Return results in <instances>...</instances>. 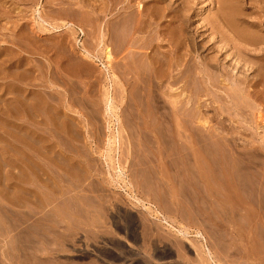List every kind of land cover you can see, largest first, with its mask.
Returning <instances> with one entry per match:
<instances>
[{"label": "rangeland", "instance_id": "rangeland-1", "mask_svg": "<svg viewBox=\"0 0 264 264\" xmlns=\"http://www.w3.org/2000/svg\"><path fill=\"white\" fill-rule=\"evenodd\" d=\"M72 1L65 2L85 6L90 12L101 10L90 14L98 20L96 26L102 25L90 22L81 26L85 36L51 30L47 23L59 20L54 11L59 7L49 3L53 0H0V264H212L207 261L205 245L221 264H256L264 251V88L254 86L255 74L246 73L252 82L243 93L228 92L232 100L225 92L229 91L225 87L228 82L222 85L223 90L211 92L199 80L202 84H194L196 92L184 82L175 86L164 78L166 84L158 87L144 78L136 91L126 86L124 68L118 64L127 54L132 57L128 33L132 34L129 30L138 18V14L134 18L138 5L149 8V0H133L135 13L130 12L134 15L129 19L133 21L130 29L124 30L127 35L117 33L118 40L111 43L115 65L110 72L103 63L105 45L99 37L102 6L108 0ZM113 1L119 8L124 6L120 5L124 0ZM171 1L177 6L186 3L185 9L191 10L188 15L193 18L189 17L186 33L195 38L198 29H208L203 20H212L218 8L216 0ZM245 7L241 10L251 21L263 23V27L252 28L261 36L260 43L248 44L250 50L262 54L254 51L246 55L258 67V55L264 54V12ZM167 23L171 32L177 30L176 23ZM149 31V35L144 33L147 37L138 36L148 39ZM121 33L129 40L123 37V43ZM211 35L209 40H221V35ZM220 40L215 55L225 46ZM168 44L164 43V49L169 51L173 47ZM199 53L202 56V51ZM168 56L172 58V53ZM233 61L231 64H237ZM189 67L195 70L193 65ZM210 71L220 75L217 70ZM261 80L264 83V76ZM130 90L135 95L130 96ZM147 92L151 93L149 99ZM161 216L168 217L176 230ZM177 229L188 233L179 234ZM198 233L206 242L196 237Z\"/></svg>", "mask_w": 264, "mask_h": 264}, {"label": "bare ground", "instance_id": "bare-ground-1", "mask_svg": "<svg viewBox=\"0 0 264 264\" xmlns=\"http://www.w3.org/2000/svg\"><path fill=\"white\" fill-rule=\"evenodd\" d=\"M34 1V0H33ZM65 1H69V0H56L54 2L53 0V3L52 2H49L51 3L53 6L55 5V7H59L57 8L56 10H54L56 13H57V17L59 18V20L57 19L56 17V20H58L57 24H55L54 21H51L52 23H47L48 25H50V27L52 28L51 30H59L61 31V29L63 30H68V31H72V33L74 35H76L77 33H80L81 34H84L85 36V32H84V28L82 29L81 26H85L87 23L89 24L91 22V24L93 23V26L96 24V22L98 20L96 19H93L92 15H93V12L96 11L97 13H99V11L97 10H92L93 12H90L88 11L87 7L85 6H78L76 7V5L74 4H69V3H66ZM74 1V0H73ZM72 1V2H73ZM107 1V0H106ZM112 1V0H111ZM115 1V0H114ZM113 1V2H114ZM123 1V0H122ZM136 1V0H134ZM133 0H124L123 3L121 2L120 5H124V6H120V8L115 5L112 4V2H110V0L107 1V3L105 4L104 6V3H103V13L101 14H104L103 16V29H100L101 33H100V41L104 43L105 45V50H104V62L105 63L104 65L106 66V68L108 69V72H110V69H113V63H114V57L115 55H111L110 53H112V49H113V45H115V43L113 44V42L115 41L114 39H116L117 37L119 38V35L117 36V33L120 34V32H123L125 29L129 28V22L131 24V21H129L130 17H132L133 19V15L134 14H131L130 12L133 10V5H132V2H134ZM182 1V0H181ZM180 1V2H181ZM185 1V0H184ZM192 1V0H190ZM194 1V0H193ZM215 1V0H214ZM70 2V3H72ZM82 2V1H81ZM86 2V1H85ZM139 2V1H138ZM195 2V1H194ZM193 2V3H194ZM48 3V5H49ZM75 3V2H74ZM93 3V2H92ZM95 3V2H94ZM118 4L120 3L119 1L117 2ZM147 2L145 1V4ZM216 3H217V11L214 12V16H213V19H207V20H203V22L205 21V23H207L205 25L206 28H208L205 32L204 31H199V29L196 27L197 30V35H199L198 38H203L201 42L198 41V38L196 39L194 36L186 33L187 31V25L191 23H189L190 19L189 17H192L193 16H189L188 14L190 13V9L186 8L185 9V4H179V6L176 5V3H173L171 0H149L147 5L149 8L147 7H143L141 4L138 5L139 6V9H138V13H135L134 10L133 12L135 13V16L134 18H137L136 17V14H138V18L137 20L135 19L134 23H133V26H132V29H128L129 31L132 32V34L129 32L128 33V30H127V33L129 36V38H132L130 41V47L132 48L133 51H131L130 49V55L132 56L131 58L129 57V55L127 54V56H125V58L123 59V62L122 63H119L118 66H121L124 68V75L126 79V86L128 87H134L133 89L136 91L138 90V87H142V83H140V81H142V79L146 78L147 83H151L150 81L154 82L156 84V86L158 87H161L162 85H165L166 83L163 82V79L166 78V82L168 81V84H171V85H175L178 84L179 82H184V84H188L189 86H192L195 87L197 85V83L200 81L205 84V86H207L208 90H212L216 88V90H218L217 88H221L222 85L224 84V82H228V86L230 87V83H232V88L230 89L226 84L225 87H227L228 90H225V92H241L243 93V91L246 90V86L249 85L252 80H251V75H248L246 73L248 72H252L254 75V78L253 80L255 81L254 86L256 87H263L264 88V83L262 82L263 80H261L262 76L263 75V71H264V54L262 56L259 57L258 54H262L259 53V50H250L249 47H248V44H251V45H258L260 43V37L259 36V33L255 32L252 30L253 27H263V23H257V22H254V21H251L250 19V16L246 15L243 13L244 10H241L243 9V7H245L246 5V9H251L250 6H253L255 7L254 9L255 10H260V11H263L264 12V0H216ZM46 4V3H45ZM79 4V3H78ZM81 4V3H80ZM134 4V3H133ZM136 4V3H135ZM151 4H155L153 6H149ZM189 4V3H188ZM192 4V3H191ZM195 4V3H194ZM193 4V5H194ZM51 5V6H52ZM102 5V4H101ZM241 7V9H239V6ZM135 6V5H134ZM187 6V4H186ZM189 6V5H188ZM47 7V6H45ZM72 7H74L72 9ZM76 7V8H75ZM91 7V6H90ZM152 7V8H151ZM191 7V6H190ZM52 8V7H51ZM101 8V7H100ZM49 9V8H48ZM52 9H55V8H52ZM79 9V10H78ZM94 9V8H92ZM102 9V8H101ZM148 9V10H147ZM5 10V9H4ZM77 12H76V11ZM130 10V11H129ZM137 10V9H136ZM253 10V9H252ZM50 11V10H48ZM53 11V12H54ZM129 11V12H128ZM254 11V10H253ZM71 12V13H70ZM137 12V11H136ZM92 13V15L90 14ZM130 15H126V14H129ZM50 14V13H49ZM69 14L73 15V16H69ZM89 14L90 16L92 17H89ZM6 15V14H5ZM12 15V14H11ZM52 15V14H51ZM56 15V14H55ZM55 15H54V20H55ZM98 15V14H97ZM10 16V15H9ZM100 16V15H99ZM128 16V17H126ZM96 16L94 15V18ZM102 17V16H100ZM170 18V20H168ZM41 19V18H40ZM66 19V20H64ZM51 20V19H50ZM253 20V19H252ZM48 21V20H47ZM50 22V21H49ZM54 22V23H53ZM100 22V21H99ZM133 22V21H132ZM169 23V24H172L173 23L177 24V30H175L176 28H174V30L171 32L172 28L170 29L168 26L165 25V23ZM194 22V21H193ZM41 23V22H40ZM43 23V22H42ZM46 24V20L44 22ZM167 23V24H168ZM2 24V23H1ZM27 24V23H26ZM44 24V25H45ZM46 24V25H47ZM87 24V25H88ZM101 24V22H100ZM99 23L97 24L100 25ZM24 25V24H23ZM102 25V24H101ZM92 26V25H91ZM96 26V25H95ZM96 26V27H97ZM204 26V24H203ZM81 27V28H79ZM95 27V28H96ZM204 27V28H205ZM9 28V27H8ZM7 28V29H8ZM47 28V27H45ZM91 28V27H90ZM100 28V27H98ZM17 29V28H16ZM21 29V28H20ZM43 29V28H42ZM91 29H94L91 28ZM150 30H152V34L149 36L150 38H144V37H140L138 35H142L144 33H149L150 34ZM170 29V30H169ZM193 29V28H192ZM12 30V29H11ZM26 30V29H25ZM88 30V29H87ZM98 30V29H97ZM42 31V30H41ZM50 31V30H49ZM66 31V32H68ZM189 31V29H188ZM196 31V30H195ZM233 35H231V32ZM27 32V31H26ZM25 32V33H26ZM51 32V31H50ZM94 32V31H93ZM125 32V31H124ZM123 32V34H124ZM171 32V33H170ZM216 32V33H215ZM59 33V32H58ZM62 33V32H61ZM99 32H97L98 34ZM191 33V32H190ZM208 33H211L213 34V36L215 35V37L217 35H221V40L220 42H225V46H223L222 48H220V51H218L215 55V52H216V45L217 43L219 42V40H217L215 38L213 39H210V35L208 36V38L206 39L205 36H207L206 34ZM261 33V32H260ZM87 34V33H86ZM91 34H92V31H91ZM122 34V33H121ZM122 34V35H123ZM148 34V35H149ZM191 34H194V33H191ZM217 34V35H216ZM24 35V33H23ZM36 35V34H35ZM68 35V34H66ZM70 35V34H69ZM94 35V34H93ZM125 35L126 32H125ZM145 35V34H144ZM261 35V34H260ZM31 36V35H30ZM95 36V35H94ZM97 36V35H96ZM121 36V35H120ZM146 36V35H145ZM212 36V35H211ZM22 37V36H21ZM32 37V36H31ZM38 37V36H37ZM72 37V36H70ZM123 37H125V39L127 40L126 36H122L121 40L123 39ZM135 37V38H134ZM147 37V36H146ZM218 37V36H217ZM28 38V37H27ZM68 38V37H67ZM76 38V37H75ZM117 38V40H118ZM128 38V40H129ZM74 39V38H73ZM96 39V38H95ZM24 40V39H23ZM27 40V39H26ZM62 40V39H61ZM64 40H65V37H64ZM70 40V39H69ZM87 40V39H85ZM214 40V42H213ZM29 41V39H28ZM94 41V40H93ZM97 41V40H96ZM217 41V42H216ZM263 41V40H262ZM19 42H21L19 40ZM18 42V43H19ZM24 42V41H23ZM50 42V41H49ZM123 42V40H122ZM127 42V41H126ZM125 42V44H126ZM26 43V41H25ZM111 43L113 44L112 45V48H111ZM120 43V42H119ZM124 43V42H123ZM164 43L168 44L171 46V48L173 47V49H170L169 51L168 50H165L164 47ZM70 44V43H69ZM84 44V43H83ZM82 44V45H83ZM99 44V42H98ZM41 45V44H40ZM59 45V44H58ZM75 45V44H74ZM92 45V44H91ZM117 45V44H116ZM122 45V44H120ZM27 46V45H26ZM54 46V44H53ZM52 46V47H53ZM56 46V45H55ZM66 46V44H65ZM85 46V45H84ZM88 46V45H87ZM99 46V45H98ZM33 47V46H32ZM35 47V46H34ZM78 47V46H77ZM104 47V46H103ZM126 47V46H125ZM216 47V48H215ZM231 47V48H229ZM254 47V46H253ZM258 47V46H257ZM29 50H30V47H28ZM65 48V47H64ZM69 48V47H68ZM99 48V47H98ZM115 48V47H114ZM120 48V47H119ZM260 48V47H258ZM263 47H261L260 49H262ZM27 50V47H24V50ZM104 49V48H103ZM117 49V48H116ZM122 49V48H121ZM128 49V48H127ZM126 49V51H127ZM34 49H32L33 51ZM97 50V49H96ZM136 50H139L136 51ZM142 50H145L142 51ZM173 50V51H171ZM184 50V53H182V51ZM226 50V52L224 53L223 51ZM39 51V50H38ZM42 51V50H41ZM57 51V50H56ZM61 51V50H60ZM75 51V50H74ZM85 51V50H84ZM118 52L120 51L117 50ZM125 51V53H126ZM142 51V52H140ZM200 51H202V56L200 55ZM208 51V52H207ZM212 52V55H215V56H212L210 54V52ZM231 51H234V52H231ZM254 51H257L258 52V59H259V63L257 64L258 67L256 66V64H253L251 62H249V60H247L246 58V55H250L249 53H252ZM34 52V51H33ZM45 52V51H44ZM64 52V51H63ZM91 52H93L91 50ZM115 52V51H114ZM113 52V53H114ZM172 53V58L169 59V56L168 54L169 53ZM196 52L198 53V56L196 54V56L194 55L193 56V53ZM231 52V53H230ZM264 52V51H263ZM31 53V52H29ZM43 53V52H42ZM95 53V52H94ZM121 53V51H120ZM124 53V54H125ZM206 53V54H205ZM214 53V54H213ZM222 54V55H219ZM255 53V52H254ZM37 54V53H36ZM51 54V53H50ZM49 54V55H50ZM60 54V52H59ZM73 54V53H71ZM116 54V53H115ZM43 55V54H42ZM68 55V54H67ZM89 55V54H88ZM91 55V54H90ZM89 55V56H90ZM101 55V54H99ZM123 55V54H121ZM55 56V55H54ZM62 56V55H61ZM64 56V55H63ZM62 56V58H63ZM95 56V55H94ZM120 56V55H119ZM124 56V55H123ZM139 56V57H138ZM225 56V57H224ZM67 57V56H66ZM138 58H141V59H137ZM224 57V58H223ZM250 57V56H249ZM256 57V56H255ZM70 58V57H68ZM89 58V57H88ZM103 58V57H102ZM119 58V57H118ZM184 58V59H183ZM228 58L231 59L230 61H228ZM48 59V58H47ZM50 59V58H49ZM54 59V57H53ZM56 59V58H55ZM234 59H236V62L237 64L233 65L231 63H233ZM70 60V59H69ZM121 60V59H119ZM119 60H116L119 61ZM136 60H139V61H136ZM63 61V60H62ZM72 61V60H71ZM78 61V59H77ZM193 61V62H192ZM233 61V62H232ZM51 62V61H50ZM102 62V61H101ZM191 62L193 64H191ZM15 63V62H14ZM64 63V62H63ZM68 63V62H67ZM19 64V63H18ZM53 64V63H52ZM69 64V63H68ZM193 65L195 67V70L194 68L192 69L191 65ZM77 65V64H76ZM83 65V64H82ZM35 66V65H34ZM52 66V65H51ZM58 66V65H57ZM78 66V65H77ZM240 66V67H239ZM55 67V66H54ZM83 67V66H82ZM117 67V66H116ZM25 68V67H24ZM56 68V67H55ZM89 68V66H88ZM191 70H190V69ZM117 70L120 69V68H116ZM211 69L213 70H217L218 73L220 74L218 77L217 76H214L212 71H210ZM247 69V70H246ZM32 70V69H31ZM56 70V69H55ZM69 70V69H67ZM123 70V69H122ZM121 70V71H122ZM237 70L239 71V73L236 74ZM242 70V71H241ZM30 71V70H29ZM47 71V70H46ZM72 71V70H71ZM116 71V70H115ZM120 71V70H119ZM199 71V72H198ZM210 71V72H209ZM52 72V71H51ZM62 72V71H60ZM57 73V72H56ZM88 73V72H87ZM103 73V72H102ZM122 73V72H121ZM54 74V73H53ZM77 74V73H76ZM55 75V74H54ZM218 75V74H217ZM30 76V75H29ZM226 76V77H225ZM61 77V76H60ZM64 77V76H63ZM66 77V76H65ZM122 77V76H121ZM222 80H218L220 78ZM43 78V77H42ZM37 79V78H36ZM106 79V78H105ZM113 79V77H112ZM26 80V79H25ZM65 79H63L64 81ZM111 80V79H110ZM123 80V79H122ZM145 80V81H146ZM150 80V81H149ZM200 80V81H199ZM62 81V82H63ZM144 81V80H143ZM142 81V82H143ZM120 82V81H119ZM69 83V82H68ZM74 83V82H73ZM108 83V82H107ZM122 83V82H121ZM125 83V82H124ZM146 83V84H147ZM200 83V85L202 84ZM235 83V84H233ZM120 84V83H119ZM145 84V85H146ZM195 84V86H194ZM116 85V83H115ZM144 85V86H145ZM170 85V86H171ZM185 85V87H187ZM83 86V85H82ZM111 86V85H110ZM118 86V84H117ZM122 86V85H121ZM155 85H153L154 87ZM180 86V85H179ZM125 87V86H124ZM147 87V86H146ZM151 87V84L148 86V88ZM152 87V88H153ZM168 87V86H167ZM184 87V88H185ZM197 87V86H196ZM195 87L196 89V92H197V88ZM203 87V86H202ZM114 88V86H113ZM123 88V87H122ZM126 88V87H125ZM145 88V87H144ZM156 87H154L155 89ZM177 88V87H176ZM188 88V87H187ZM190 88V87H189ZM83 89V88H82ZM107 89V87H106ZM112 89V88H111ZM159 89V88H158ZM164 89V88H162ZM169 89V88H168ZM194 89V90H195ZM207 89H206V92H207ZM223 90V88H221ZM233 89V91H232ZM147 90V89H146ZM149 90V89H148ZM147 90V91H148ZM175 91V89H173ZM183 90V89H182ZM251 90V89H250ZM25 91V90H24ZM123 91V90H122ZM128 91V89H127ZM131 92L133 90H130ZM154 90H152L153 92ZM157 91V90H156ZM155 91V92H156ZM159 93H162L160 92L161 90H158ZM163 91V90H162ZM184 91V90H183ZM186 91V90H185ZM199 91V90H198ZM204 91V90H203ZM220 91V89L218 90ZM154 92V93H155ZM168 92V91H167ZM210 91H208L207 93H209ZM80 93V92H79ZM124 93V92H123ZM139 93H140V90H139ZM142 93V92H141ZM145 93V92H144ZM148 94L150 92H147ZM152 93V94H154ZM157 93V92H156ZM245 93V92H244ZM129 94V92H128ZM127 94V96H128ZM151 94V93H150ZM149 94V97L148 99L151 97ZM158 94V93H157ZM169 94V93H168ZM173 94V93H172ZM176 94V93H175ZM210 94V93H209ZM208 94V95H209ZM213 95L211 96H214V93H212ZM232 94V93H231ZM131 95H135V93L132 94L130 93V96ZM138 95V94H137ZM136 95V96H137ZM144 95V94H143ZM156 94H154L155 96ZM162 95V94H161ZM185 95V94H183ZM190 95V94H188ZM197 95V94H196ZM202 95V94H201ZM209 95V96H210ZM106 96V95H105ZM128 96V97H130ZM135 96V97H136ZM140 96V95H139ZM160 96V95H159ZM233 96V95H232ZM107 97V96H106ZM141 97V96H140ZM147 97V96H146ZM145 97V98H146ZM153 97V96H152ZM228 97L232 98L231 95H229L228 93ZM132 98V97H131ZM144 98V97H143ZM142 98V99H143ZM159 98V97H158ZM156 99V100H159V99ZM248 98V97H247ZM108 99V98H107ZM141 99V98H140ZM147 99V98H146ZM153 99V98H152ZM150 99V100H152ZM155 99V98H154ZM199 99V98H198ZM131 100V99H130ZM160 100H161V97H160ZM164 100V98H163ZM221 100V99H220ZM240 100V99H238ZM242 100V99H241ZM245 100V99H244ZM55 101V100H54ZM110 101V100H109ZM188 101V100H187ZM217 101V99H216ZM235 101V100H234ZM86 102V101H85ZM120 102V101H119ZM132 102H135V99L134 101ZM153 102V101H152ZM151 102V103H152ZM155 102V100H154ZM159 102V101H158ZM157 102V103H158ZM162 102V101H161ZM164 102V101H163ZM185 102V101H184ZM183 102V104H184ZM197 104V99L196 101H194V98H193V104L195 103ZM200 102V100L198 101ZM219 102V101H217ZM223 102V101H222ZM230 102V101H229ZM236 102V101H235ZM122 103V101H121ZM137 103V102H136ZM135 103V104H136ZM139 103V102H138ZM144 103V102H143ZM168 103V102H167ZM191 103V102H189ZM204 103V102H203ZM238 103V102H237ZM249 103V102H248ZM247 103V104H248ZM26 104V103H25ZM64 104V103H63ZM88 104V103H87ZM125 104H126V100H125ZM130 104V103H129ZM134 104V105H135ZM145 104V103H144ZM147 104V103H146ZM165 104V102H164ZM163 104V105H164ZM169 104V103H168ZM167 104V105H168ZM188 104V103H187ZM212 104V103H211ZM31 105V104H30ZM155 105V103L153 104ZM160 105H162V103H160ZM162 105V106H163ZM173 107L176 109V107L178 108L179 106H176L178 104H175L172 103ZM182 105V104H181ZM201 105V104H200ZM205 105V103H204ZM227 105V104H226ZM225 105V106H226ZM230 105V104H229ZM133 106V105H132ZM136 106V105H135ZM134 106V107H135ZM145 106V105H144ZM143 106V107H144ZM147 106V105H146ZM149 106V105H148ZM152 106V105H151ZM150 106V107H151ZM156 106V105H155ZM166 106V105H165ZM203 106V105H202ZM200 106V107H202ZM116 107V106H115ZM128 107H131L128 105ZM133 107V109H134ZM142 107V108H143ZM154 108V106H152ZM170 107V106H169ZM183 107H186V106H183ZM197 107V106H196ZM224 107V106H223ZM243 107V106H242ZM249 107V106H248ZM29 108V107H28ZM141 108V107H140ZM156 108H159V107H156ZM168 108V107H166ZM182 107L179 108V110L181 109ZM189 108V107H188ZM194 108V107H193ZM192 108V109H193ZM240 108V107H239ZM244 108V107H243ZM26 109V108H25ZM111 109V108H110ZM128 109V108H127ZM132 109V108H131ZM137 109V108H135ZM155 109V108H154ZM187 109V108H186ZM191 109V110H192ZM194 109H197V108H194ZM114 110V109H113ZM153 110V109H152ZM164 110L165 107H164ZM162 110V111H164ZM177 110V109H176ZM174 110V111H176ZM182 110V109H181ZM180 110V111H181ZM190 110V111H191ZM157 111L160 112V110L158 109ZM172 111V110H171ZM170 111V112H171ZM178 111V110H177ZM186 111V110H185ZM189 111V112H190ZM201 111V110H200ZM110 112V111H109ZM137 112V111H136ZM151 112V111H150ZM154 112V111H153ZM198 112V110H197ZM229 112V111H228ZM156 113V111H155ZM154 115H156L157 117V114L158 112ZM164 113V112H163ZM169 113V112H168ZM183 113V112H182ZM191 113V112H190ZM195 113V111H194ZM44 114V113H43ZM94 114V113H93ZM131 114V113H130ZM140 114V113H139ZM143 115V113H141ZM147 114V113H146ZM160 114V113H159ZM178 114V113H177ZM141 115V117H142ZM151 115V114H150ZM161 115V114H160ZM168 115V114H167ZM170 115V114H169ZM194 115V114H193ZM197 115V114H196ZM202 116H204L203 114H201ZM261 115V114H260ZM144 116V115H143ZM172 117V113L170 115ZM52 117V116H51ZM217 117V116H216ZM170 118V117H169ZM177 118V117H176ZM175 118V119H176ZM193 118V117H192ZM204 118V117H203ZM19 119V118H18ZM67 119V118H66ZM142 119V118H141ZM157 119H159L157 117ZM161 119V118H160ZM165 119V118H164ZM197 119V118H195ZM208 119V118H207ZM206 119V120H207ZM23 120V119H22ZM151 120H153L151 118ZM166 120V119H165ZM168 120V119H167ZM171 120V119H170ZM178 121V119H176ZM188 120V119H187ZM191 120V119H190ZM190 120H188L190 122ZM55 121V120H54ZM141 121V120H140ZM147 121V120H146ZM159 121V120H158ZM184 121V120H183ZM186 121V120H185ZM192 121V120H191ZM139 122V121H138ZM168 122V121H166ZM210 122V121H209ZM147 123V122H146ZM163 123V121H162ZM165 123V122H164ZM196 123V122H195ZM201 123V122H200ZM220 123V121H219ZM167 124H170V123H167ZM182 126H183V123H181ZM180 125V123H179ZM188 125V124H187ZM70 126V125H69ZM169 126V125H168ZM173 126V125H172ZM192 126V125H191ZM203 126V125H202ZM205 126V125H204ZM63 127V126H61ZM60 127V128H61ZM177 127V126H176ZM147 128V127H146ZM178 128V127H177ZM181 128V127H179ZM190 128V127H189ZM194 128V127H193ZM198 128V127H197ZM77 129V128H76ZM158 129V128H156ZM183 129V127H182ZM181 129V130H182ZM200 129V128H199ZM204 129V128H203ZM223 129V128H222ZM67 130V129H66ZM74 130V129H73ZM145 130V129H144ZM159 130V129H158ZM157 130V131H158ZM179 130V129H178ZM194 130V129H193ZM209 130V129H208ZM76 131V130H74ZM140 131V130H139ZM199 131V130H198ZM202 131V129L200 130ZM145 132V131H144ZM185 132V131H184ZM188 132V131H187ZM203 132V131H202ZM223 132V131H222ZM38 133V132H37ZM141 133V132H139ZM211 133V132H210ZM219 133V132H218ZM221 133V132H220ZM39 134V133H38ZM135 134V133H134ZM158 134V133H157ZM216 134V133H215ZM177 135V134H176ZM179 135V134H178ZM192 135V133H191ZM197 135V134H196ZM202 135V134H201ZM137 136V135H135ZM149 136V135H148ZM168 136V135H167ZM194 136V135H193ZM221 136V135H220ZM220 136L218 135V138H220ZM79 137L78 135L76 136V138ZM161 137V136H160ZM177 137V136H176ZM205 137V136H204ZM179 138V137H178ZM206 138V137H205ZM226 138V137H225ZM52 139V138H51ZM73 139V138H72ZM165 140V139H164ZM163 140V141H164ZM169 140V139H168ZM171 140V139H170ZM207 140V139H206ZM210 140V139H209ZM219 140V139H218ZM50 141V140H48ZM197 141V140H196ZM194 142V141H193ZM205 142V141H204ZM217 142V141H216ZM230 142V141H229ZM228 142V143H229ZM48 143V142H47ZM188 143V142H187ZM214 143V142H213ZM44 144V143H43ZM196 144V142H195ZM203 144V143H202ZM224 144V143H223ZM226 144V143H225ZM36 145V144H35ZM142 145V144H141ZM27 146V145H26ZM197 146V145H196ZM210 146V144H209ZM225 146V145H224ZM83 147V145H82ZM167 147V146H166ZM183 147V146H182ZM188 147V146H187ZM186 147V148H187ZM40 148V147H39ZM47 148V147H46ZM63 148V147H62ZM134 148V147H133ZM218 148V147H216ZM226 148V147H225ZM68 149V148H67ZM81 149V148H80ZM166 149V148H165ZM210 149V148H209ZM54 150V149H52ZM183 150V149H182ZM188 150V149H187ZM212 150V149H211ZM228 150V149H227ZM39 151V150H38ZM194 151V150H193ZM217 151V150H215ZM28 152V151H27ZM82 152V151H81ZM133 152V151H132ZM185 152V151H184ZM220 152V151H219ZM224 152V151H223ZM47 153V152H46ZM84 153V152H83ZM82 153V154H83ZM182 153V152H181ZM218 153V152H217ZM231 153V152H230ZM233 153V152H232ZM37 154V153H36ZM191 154V152H190ZM196 154V153H195ZM199 154V153H198ZM227 154H228V151H227ZM172 155V154H171ZM211 155V154H210ZM136 158V157H135ZM212 159V158H211ZM43 160V159H42ZM58 161V160H57ZM61 161V160H60ZM73 161V160H72ZM198 161V160H197ZM181 162V161H180ZM190 162V160H189ZM200 162V161H199ZM198 162V163H199ZM237 162V161H236ZM64 163V162H63ZM166 163V162H165ZM41 164V163H40ZM49 164V163H48ZM51 164V163H50ZM193 164V163H191ZM218 164V163H217ZM244 164V163H243ZM56 165V164H55ZM112 166V165H111ZM140 166V165H139ZM138 166V167H139ZM163 166V165H162ZM204 166V165H203ZM235 166V165H234ZM42 167V166H41ZM67 167V166H66ZM169 167V166H168ZM237 167V166H236ZM222 168V167H221ZM176 169V168H175ZM185 169V167H184ZM57 170V169H56ZM205 170V169H204ZM264 170V169H263ZM148 171V170H147ZM246 171V170H245ZM122 172V171H121ZM219 172V171H218ZM179 173V172H178ZM120 174V173H119ZM123 174V173H122ZM207 174V173H206ZM49 175V174H48ZM220 175V174H219ZM248 175V174H247ZM82 176V175H81ZM159 177V176H158ZM221 177V176H220ZM210 178V177H209ZM208 178V179H209ZM234 178V177H233ZM118 179V178H117ZM262 179V178H261ZM205 180V179H204ZM213 180V179H212ZM82 181V180H81ZM237 181V180H236ZM53 182V181H52ZM163 182V181H162ZM182 182V181H181ZM232 182V181H231ZM30 183V182H29ZM41 184V183H40ZM163 184V183H162ZM261 184V183H260ZM132 185V184H131ZM249 185V184H247ZM238 186V185H237ZM262 186V185H261ZM43 187V186H42ZM53 188V187H52ZM240 189V188H239ZM263 189V188H262ZM170 191V190H169ZM244 191V190H242ZM203 192V191H202ZM263 192V191H262ZM90 193V192H89ZM85 195V194H84ZM232 195V194H231ZM257 195V194H256ZM80 196V195H79ZM218 196V195H217ZM217 198V197H216ZM234 198V197H233ZM247 198V197H246ZM191 199V198H190ZM206 199V198H205ZM264 195H261V202L263 201L264 202ZM30 201V200H29ZM139 202H141L139 199H138ZM89 202V201H88ZM201 202V201H200ZM260 202V203H261ZM262 202V203H263ZM238 204V203H237ZM79 206V205H78ZM85 206V205H84ZM89 207V206H88ZM259 207V206H258ZM264 207V206H263ZM166 208V207H165ZM262 208V207H261ZM87 210V209H86ZM87 212V211H86ZM260 212V211H259ZM264 213V212H263ZM160 216V215H159ZM162 217V216H161ZM264 217V216H263ZM168 218V217H167ZM165 218V217H162V221L168 225H172L169 220ZM209 218V217H208ZM32 219V218H31ZM37 220V219H36ZM42 220V219H41ZM205 220V219H204ZM263 222V221H262ZM262 226V224H261ZM172 228H174V226L172 225ZM175 229V228H174ZM176 230V229H175ZM262 230V229H261ZM186 232L182 231V230H178L177 229V232L179 234H182V235H185L188 233L187 230H185ZM260 234V233H259ZM264 234V233H263ZM229 236V235H228ZM247 236V235H246ZM196 237L198 239H202V241H205L206 242V239L204 238V236L202 235V233H198L196 235ZM263 238V237H262ZM208 240V239H207ZM209 241V240H208ZM27 242V241H26ZM214 242V241H213ZM202 243V242H201ZM223 244V243H222ZM202 246V245H201ZM211 246V244H210ZM228 246V245H227ZM225 247V246H224ZM205 251H206V256H207V261L209 260L212 264H220L217 262L216 259H214L215 255H213L212 251L209 249L208 246L205 245ZM203 251V249H202ZM264 252V251H263ZM199 253V252H198ZM197 253V254H198ZM203 254V253H201ZM199 254L201 257L202 255ZM198 255V256H199ZM205 255V254H204ZM199 256V257H200ZM200 257V259H201ZM204 258V257H203ZM202 258V259H203ZM240 258V257H239ZM201 259V260H202ZM206 259V258H204ZM260 259V258H259ZM216 260V261H215ZM206 261V260H205ZM264 261V260H263ZM259 262V261H258ZM262 263V262H261Z\"/></svg>", "mask_w": 264, "mask_h": 264}, {"label": "crops", "instance_id": "crops-1", "mask_svg": "<svg viewBox=\"0 0 264 264\" xmlns=\"http://www.w3.org/2000/svg\"><path fill=\"white\" fill-rule=\"evenodd\" d=\"M264 204H262V208H261V217H262V219H261V221H263L262 223L264 224ZM263 229H264V225H263ZM263 237V238H262ZM261 241H264V234H262V236H261ZM259 262H257L256 264H264V253L263 252H261V254L259 255ZM262 262V263H261ZM219 263V262H218ZM221 264V263H220Z\"/></svg>", "mask_w": 264, "mask_h": 264}]
</instances>
